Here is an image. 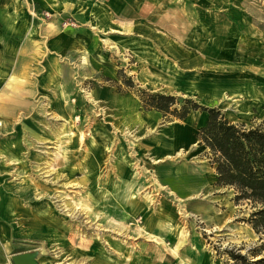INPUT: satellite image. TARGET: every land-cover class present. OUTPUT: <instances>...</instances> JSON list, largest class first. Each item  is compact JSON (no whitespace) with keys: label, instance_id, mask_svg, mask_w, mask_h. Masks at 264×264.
<instances>
[{"label":"rangeland","instance_id":"obj_1","mask_svg":"<svg viewBox=\"0 0 264 264\" xmlns=\"http://www.w3.org/2000/svg\"><path fill=\"white\" fill-rule=\"evenodd\" d=\"M0 3L16 8L22 30L19 43L10 41L15 33L0 12V53L10 47L2 73L7 122L0 119L9 264L25 251H38L41 264H241L230 255L264 257V235L248 224L255 209L236 201L233 189L214 186L208 149L172 159L196 157L194 167L210 181L196 198L171 200V186L153 190L156 170L144 150L181 120L147 111L140 100L141 92L173 96L217 109L233 124L264 127V0ZM17 43L23 57L11 49ZM203 114L192 111L184 123L197 129ZM155 216L168 232L169 239L158 236L162 245L151 232Z\"/></svg>","mask_w":264,"mask_h":264},{"label":"trees","instance_id":"obj_2","mask_svg":"<svg viewBox=\"0 0 264 264\" xmlns=\"http://www.w3.org/2000/svg\"><path fill=\"white\" fill-rule=\"evenodd\" d=\"M140 98L145 110L159 112L163 117L183 121L192 111L207 115L206 124L196 135L212 157L215 186L233 189L236 201L250 203L255 211L248 224L256 234L264 235V127L233 124L219 110L201 107L191 100L146 92H141ZM177 104H181L179 109ZM230 256L236 263L264 264V257L248 262L245 257Z\"/></svg>","mask_w":264,"mask_h":264},{"label":"crops","instance_id":"obj_3","mask_svg":"<svg viewBox=\"0 0 264 264\" xmlns=\"http://www.w3.org/2000/svg\"><path fill=\"white\" fill-rule=\"evenodd\" d=\"M3 7H4L3 4L0 3V12L4 13L5 16H7L8 26L10 27V29L13 30L12 32L15 33V36H12L14 40L10 36L11 38L10 41L12 42L17 41L19 43V41L22 39L21 38L22 36L17 35V34H20L22 30H20L18 26L20 24V18H18V11L15 10L16 9L15 7H11L10 10H5L3 9ZM8 15H11V16L9 17ZM0 33H3V31L0 30ZM18 43L16 46H14L11 49L15 48L19 51L20 49H19ZM34 45L35 44L33 43V46ZM8 48L10 47L7 46L0 53V76L2 73L9 71L6 65V60H8V55H7ZM34 53H37V46H36V50ZM21 55L23 57L22 52H21ZM2 86L4 90L3 92L1 90ZM4 86H5V83H0V90H1L0 91L1 92L0 94V119H3V120H5V117L7 115V110H6L7 102H5L3 97L7 98L6 90H8L4 88ZM201 118H202L203 123L197 129L196 127L193 126V123L191 124V122H186V121L184 123V120H183L177 123L172 130L165 131L166 133L164 135L158 136V137L153 136L149 138L150 139L149 147L148 149L144 150L143 155H145V158L147 157L151 158L153 159V162H155L158 159L163 160L165 158L163 162L152 165L154 166L156 170V175L153 178H149V180L151 179L150 185L153 183V185L151 186L154 188L153 190L154 191L156 190L159 193L164 191L163 188H165V186H167L168 188L171 186L170 191L168 192L169 194H167L169 195L168 198H170L171 200H172V197H174V200H178V199L181 200V198L191 199L192 197L199 195L200 190L204 192V190H206L205 189L206 187L209 188L210 181L204 180V178L199 174V171L195 168L196 162H192L195 160L196 157H191L190 160L187 159L184 162L182 161L175 162L172 160H167L166 158L169 155V156L174 157V159H178L179 158L177 157V155L179 154L177 153L178 151L182 150L181 152H183L184 150H186V152L188 151L194 152L195 149L198 148L199 146H202L203 148V145H201L200 141L198 140L196 132L199 128H201L202 126L206 124L207 115L203 114ZM179 129H181V132H183L184 135H180V134L177 135V131ZM4 131L5 130H3V132ZM205 151H207V149H205ZM200 167L202 168V165H200L198 169H200ZM212 170L214 171L213 168ZM184 174H187V175H184ZM213 181H214V186H215V178L213 179ZM177 184L182 187L177 186ZM155 217L157 218V216ZM8 220H9L8 212L0 209V264H9V255H8L9 243L7 241L8 232H9ZM156 222L157 223L155 224V226L151 229V232L153 234H156L153 236H156V237L161 236L165 239H169L167 236L168 232L166 231V228H164L165 221L158 217ZM25 252H30V251H25ZM13 255H16V254H12L11 257ZM38 262L39 264H41L39 259H38Z\"/></svg>","mask_w":264,"mask_h":264},{"label":"bare ground","instance_id":"obj_4","mask_svg":"<svg viewBox=\"0 0 264 264\" xmlns=\"http://www.w3.org/2000/svg\"><path fill=\"white\" fill-rule=\"evenodd\" d=\"M48 4L50 5L51 3H49L48 2ZM85 60H83V64H85V62H84ZM4 76H5V74H1V80H0V82L2 83L3 81V79H4ZM12 77V76H11ZM12 83H15L16 84V78H14V77H12L11 78V80H10ZM7 83V82H6ZM60 95H61V97H62V99H63V102H64V104H63V106L65 107V104L67 103V100H66V98H64V93L63 92H60ZM70 120V119H69ZM0 126H1V123H0ZM68 126V125H67ZM1 129V128H0ZM71 137H73V135H70V138ZM84 140H85V135L81 132L80 133V141L81 142H84ZM182 151V150H181ZM181 151H180V153H181ZM178 154L177 155V157H180V156H182L181 154ZM176 156V155H175ZM167 158V160H172L174 157H172V156H167L166 157ZM165 159V158H164ZM163 159V160H164ZM162 159H158V160H156L155 162H154V164H159V163H161L162 161H163ZM190 183V182H189ZM193 193V192H192ZM198 195H196L195 197H192L191 199H193V198H196ZM148 198V197H147ZM187 200H189V198L187 199ZM190 216V215H189ZM178 236H179V245L181 246L182 245V242L184 241V239H183V237H184V228H182L181 230H180V232H178ZM156 240H157V242L160 244V245H162V244H164L163 243V241H162V238H159V237H156ZM180 246H177V248H175V250H173V252L174 253H176V251L178 250V248L180 247Z\"/></svg>","mask_w":264,"mask_h":264},{"label":"water","instance_id":"obj_5","mask_svg":"<svg viewBox=\"0 0 264 264\" xmlns=\"http://www.w3.org/2000/svg\"><path fill=\"white\" fill-rule=\"evenodd\" d=\"M38 251L25 252L13 255L10 259L11 264H39Z\"/></svg>","mask_w":264,"mask_h":264}]
</instances>
